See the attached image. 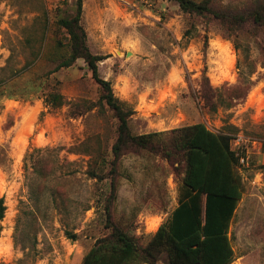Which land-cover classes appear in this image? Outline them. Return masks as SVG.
I'll use <instances>...</instances> for the list:
<instances>
[{
	"label": "rangeland",
	"instance_id": "rangeland-1",
	"mask_svg": "<svg viewBox=\"0 0 264 264\" xmlns=\"http://www.w3.org/2000/svg\"><path fill=\"white\" fill-rule=\"evenodd\" d=\"M255 1L217 5L234 9ZM76 10L77 0H0V197L7 207L0 264H80L113 225L140 249L148 247L183 191L186 166L175 154L172 130L198 122L230 134L232 147L247 153L249 161L238 168L245 190L229 229L231 264H264L263 30L248 23L229 35L216 20L185 13L176 1L84 0L88 45L108 55L99 70L134 109L132 132L160 133L154 138L160 151L128 152L112 174L114 112L71 114L72 102L96 101L102 93L85 60L49 74L59 64L51 59L55 43L70 37L58 22ZM38 85L41 91L32 93ZM55 87L68 101L58 109L47 107L42 94ZM206 87L216 110L205 107ZM220 98L233 104L221 105ZM88 136L102 144L97 170L110 172L108 178H89V156L68 151ZM111 175L115 198H109ZM155 257V264H169L165 248ZM146 258L142 254L136 264H148Z\"/></svg>",
	"mask_w": 264,
	"mask_h": 264
},
{
	"label": "trees",
	"instance_id": "trees-1",
	"mask_svg": "<svg viewBox=\"0 0 264 264\" xmlns=\"http://www.w3.org/2000/svg\"><path fill=\"white\" fill-rule=\"evenodd\" d=\"M83 1L77 0L76 14L61 19L58 24L64 27L69 40L64 43L57 40L51 59L59 64L49 72L52 74L61 68L73 66L78 59L85 60L92 78L101 87L98 100L78 99L71 103V114L77 116L94 108L105 113L107 108L116 115L118 135L112 146L114 159L110 169L112 174L118 171L117 162L128 152L139 150L160 151L161 146L154 142L160 133L134 134L129 120L135 113L114 93L112 83L101 76L99 62L108 57L92 52L88 45L87 32L82 24ZM176 1L183 12L216 20L229 35L235 34L248 23L261 28L264 33V0H256L250 7L228 8L217 5V0H170ZM26 43L32 45L29 38ZM44 46L42 42L40 48ZM38 55V53H37ZM40 55V54H39ZM36 57L32 63H35ZM0 80V87L4 85ZM250 85H248L249 89ZM41 85L33 89L39 93ZM31 93V92H28ZM41 94V93H40ZM47 107L58 109L68 101L58 88L42 91ZM215 94L210 87L203 89L205 107L216 110ZM241 96H236L240 98ZM220 104L230 107L233 102L220 98ZM175 154L185 162L183 191L178 206L174 209L165 225H161L148 247L140 249L133 236L120 227L113 225L112 232L98 238L85 254L80 264H136L144 254L148 264L157 261V250L166 249L169 264H231L235 259L229 229L245 186L239 173L241 156L232 147V136L224 132L211 130L203 122L186 125L172 130ZM97 137L88 136L68 148L71 153L89 156L86 174L89 178L105 179L110 172H98V147L102 144ZM98 142V145H97ZM64 149V147H60ZM103 154V153H102ZM101 155V154H100ZM168 155V154H167ZM170 158V155H168ZM115 175H111L110 197H116ZM5 196L0 197V222L6 213ZM106 210L110 212V204ZM2 226L0 224V231Z\"/></svg>",
	"mask_w": 264,
	"mask_h": 264
},
{
	"label": "built area",
	"instance_id": "built-area-1",
	"mask_svg": "<svg viewBox=\"0 0 264 264\" xmlns=\"http://www.w3.org/2000/svg\"><path fill=\"white\" fill-rule=\"evenodd\" d=\"M236 150V149H235ZM237 151V150H236ZM239 153V152H238ZM249 161V159H248V156H247V154H246V156H241V158H240V165H239V168H240V166L241 165H244L245 163H247Z\"/></svg>",
	"mask_w": 264,
	"mask_h": 264
},
{
	"label": "bare ground",
	"instance_id": "bare-ground-1",
	"mask_svg": "<svg viewBox=\"0 0 264 264\" xmlns=\"http://www.w3.org/2000/svg\"><path fill=\"white\" fill-rule=\"evenodd\" d=\"M158 224H154V226L156 227Z\"/></svg>",
	"mask_w": 264,
	"mask_h": 264
}]
</instances>
